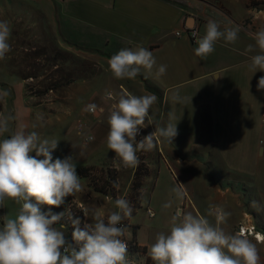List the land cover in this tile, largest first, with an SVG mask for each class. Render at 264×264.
Here are the masks:
<instances>
[{
	"label": "crops",
	"instance_id": "1",
	"mask_svg": "<svg viewBox=\"0 0 264 264\" xmlns=\"http://www.w3.org/2000/svg\"><path fill=\"white\" fill-rule=\"evenodd\" d=\"M209 20L220 23L221 30L238 27V39L218 40L214 52L201 59L188 34L197 29L198 37L203 36ZM0 21L11 28L10 51L0 60V119L7 120L8 128L0 140L21 131H34L41 140L56 139L53 158L72 156L77 172L94 169L106 176L108 170H118L116 197L125 198L135 167H124L106 147L108 116L119 96H156L149 109L151 124L146 120L141 131L176 125L172 140L160 136V147L154 145L148 152L142 208L126 218L130 229L125 232L128 239L134 235L145 253L130 255L128 264L130 260L154 263L150 246L157 233L168 231L177 211L204 216L216 225L208 209L220 206L230 214L219 223L226 233L237 234L244 225L255 227L264 237V90L257 88L264 71L253 73L250 59L259 50H248L255 43L252 34L264 28V0H0ZM28 45L51 58L61 51L87 60L92 72L74 76L78 65L68 60L55 63L53 69L60 63L64 68L63 86L42 96L29 95L25 84L32 78L20 76ZM137 46L153 53L156 67L151 72L141 68L135 79H115L108 60L122 48ZM159 65L167 66L162 76L156 74ZM107 92L113 93V100L105 99ZM88 104L97 105V113L84 111ZM80 121L86 125L85 136L93 140L77 135ZM80 182L82 190L60 206L64 218L73 202L107 222L108 215L118 211L117 198L98 193L88 180L80 178ZM174 188L182 195L177 196ZM168 202L171 207L165 208ZM19 208L6 199L0 205V220L7 209L17 214ZM147 208L155 213L153 218ZM50 210L57 213V207ZM42 211H49V206H42ZM54 227L68 240L65 228ZM143 230L149 235L147 242L140 240ZM246 237L256 245L264 264V240Z\"/></svg>",
	"mask_w": 264,
	"mask_h": 264
},
{
	"label": "clouds",
	"instance_id": "2",
	"mask_svg": "<svg viewBox=\"0 0 264 264\" xmlns=\"http://www.w3.org/2000/svg\"><path fill=\"white\" fill-rule=\"evenodd\" d=\"M238 27H224L215 20L205 25L204 35L196 38L194 53L201 59L215 50V43L223 39L235 43ZM11 28L6 21H0V60L10 51L8 43ZM254 45L248 50H259L250 59L253 73L264 71V28L252 34ZM156 67L153 53L142 46L122 48L108 60V70L115 79H135L141 68L151 72ZM167 66L159 65L156 74L162 76ZM264 90V76L257 84ZM106 100H113L111 92ZM154 94L142 96L124 93L116 101L108 116L109 131L106 147L115 153L126 168L135 167L139 151L154 147L156 131L160 136L172 140L176 125L160 128L137 141L136 137L145 121L151 124L149 109L155 103ZM84 111L95 113L97 105L88 104ZM7 120L0 119V135L7 132ZM58 140H41L38 133L16 132L0 140V205L12 200L20 205L14 217H5L0 226V264H128L127 244L121 239L126 228L121 221L130 218L132 207L127 199L115 200V207L107 222L97 214L95 222L69 217L72 224V240L69 242L62 230L54 227L65 213H53L51 207H60L67 197L82 190L80 177L72 156L53 158ZM35 155H32V153ZM177 196L182 195L174 188ZM49 206V211H42ZM171 207V202L164 205ZM208 215L215 216L213 225L204 216L177 211L170 221L167 232L157 233L150 246L149 255L154 264H260L256 245L243 232L226 233L220 226L230 215L220 206L209 205Z\"/></svg>",
	"mask_w": 264,
	"mask_h": 264
},
{
	"label": "trees",
	"instance_id": "3",
	"mask_svg": "<svg viewBox=\"0 0 264 264\" xmlns=\"http://www.w3.org/2000/svg\"><path fill=\"white\" fill-rule=\"evenodd\" d=\"M71 54H65L61 51L55 52L54 56L52 57V60L56 63L68 60L67 62H71L73 66H79L77 68V71L74 72V76L76 75H88L92 72L93 66L87 65L86 62H79L76 64V62H73V59ZM78 62V60H77ZM77 66V67H78ZM60 68V67H59ZM152 92H155L157 94V91L155 89L149 88ZM2 111V108L0 106V113ZM146 133V132H145ZM137 141H139L138 137H136ZM154 145H156V142L153 140ZM145 152V153H144ZM149 151H142L141 153L146 154L143 157V154L137 153V156L139 158L138 164L135 166L134 169V176H133V182L130 187L129 193L125 199H127L130 203V206L132 207V214L142 208V203L144 201V194L142 193V188L144 187L143 181L144 178L148 175V162H147V156ZM78 175L80 178H83L85 180H88L89 185L95 189L98 193L105 195L106 197L111 196L112 199H116L117 193H118V187H119V172L118 170H108L106 176L98 175L94 169H79ZM69 217L76 218L79 217L78 213H69L68 217L63 218L61 221H59L54 226H62L68 231V235L71 236L73 228L71 221ZM81 219V218H80ZM127 219H123L122 223L125 224L126 231L130 229V227L127 224ZM133 233H135L134 228L132 229ZM133 242V247H131L130 250L127 251V256L130 255H136V254H144L145 250L141 249L137 246V242L135 240V237L133 235V238L131 239ZM154 264V263H153Z\"/></svg>",
	"mask_w": 264,
	"mask_h": 264
},
{
	"label": "rangeland",
	"instance_id": "4",
	"mask_svg": "<svg viewBox=\"0 0 264 264\" xmlns=\"http://www.w3.org/2000/svg\"><path fill=\"white\" fill-rule=\"evenodd\" d=\"M27 49H28V52L25 53V55H26L25 56V58H26L25 64H23V67L21 69L22 75L20 74V76L24 77L25 79L26 78H28V79L32 78V80L29 79V81L25 84L26 90L29 93V95L42 96V95H45V93H47L49 91L55 92L59 88H61L63 86V84H61V81H63V80H60V77L62 76L61 74L64 72L63 71L64 68L61 67L62 66L61 63H60V68L53 69V66L55 65L56 62L53 61L51 57L46 56L47 54L45 55V53H42L44 50H42L40 48H37V50H32V47L29 45L27 46ZM76 58L73 59V62H76V64H78L79 62H86V64L88 66L92 65V63L87 61V60H81L79 58L78 59H76ZM77 60H78V62H77ZM55 81H57V83ZM0 106L2 108L1 98H0ZM145 134H148V132H146ZM144 136H146V135H144ZM156 146H157V144H156ZM144 155H146V154H143V157H144ZM86 208L88 210V218H87L86 222L94 223L95 222L94 216H91L89 208L88 207H86ZM75 211H78V210L75 209ZM56 212L60 213V212H64V211L62 208L58 207ZM2 214H4L3 211H2ZM15 215H16L15 211H12L10 209L6 210V217H14ZM1 217H2V219L0 220V224L3 221V218H5V216L2 215ZM91 217L93 219H91ZM148 237H149V235L147 234L146 230H143L140 233V240L141 241L147 242ZM149 241L152 243V238H150Z\"/></svg>",
	"mask_w": 264,
	"mask_h": 264
},
{
	"label": "built area",
	"instance_id": "5",
	"mask_svg": "<svg viewBox=\"0 0 264 264\" xmlns=\"http://www.w3.org/2000/svg\"><path fill=\"white\" fill-rule=\"evenodd\" d=\"M177 35L180 36V33H177ZM188 36H189V38L191 39V41H192L193 43H195L196 38L198 37V31H197V29H192L191 31H189ZM111 93H112V92H111ZM112 94H113V93H112ZM97 111H98V110H96L95 113H97ZM89 113H91V112H89ZM95 113H91V114H95ZM85 129H86V125H85L83 122L80 121V122L77 123V130H76L77 135H78L80 138L84 139L85 141H91V140H93V137H92V136H90V137L85 136V134H84ZM149 129H150V130H149L148 134H145V131H141V130H139V134H138V136H137L138 139H139V140H142L143 137H144V135L147 136V135L153 133L154 131H156L152 126H151ZM153 140L156 142L157 146L160 147V140H161V138H160V135H159V133H158L157 131H156V135H154V137H153ZM141 152H142V151H139V154H143V153H141ZM75 209H77L78 211H75ZM69 213H71V214H73V213H78L79 216H80V218H81L82 224H83L84 222H86V220H87V218H88V210H87L86 206H84V205H79V206L77 207V205H74L73 202H70V204H69V206H68V212H67V216H66V217H68ZM146 213H147V215H148L149 217H151V218H153V217L155 216V213H154L153 210L150 209V208H147V209H146ZM127 225H128V224H126V226H127ZM120 226H122V227L125 228V224L122 223V221H121V225H120ZM240 232H243V234H244L245 236H253L257 241H260V242H261V241L264 240V237H263L259 232H257L256 228L253 227V226H251V227H247V226L241 225V226L239 227V229H238V233H240ZM121 239H123V240L126 242V244H127V251L130 250L131 247H133V242H132V240H131V239H128V238L126 237V234H124V236L121 237ZM71 240H72V235L69 236V238H68V241H69V242H71ZM137 246L140 248V246H139L138 244H137ZM126 259H127V261H128V260H129V256L126 255ZM130 264H138V263H137L136 261H133V260L131 261V260H130Z\"/></svg>",
	"mask_w": 264,
	"mask_h": 264
}]
</instances>
